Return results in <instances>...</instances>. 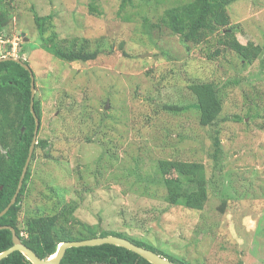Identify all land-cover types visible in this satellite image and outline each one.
I'll return each instance as SVG.
<instances>
[{
  "label": "rangeland",
  "instance_id": "374dc122",
  "mask_svg": "<svg viewBox=\"0 0 264 264\" xmlns=\"http://www.w3.org/2000/svg\"><path fill=\"white\" fill-rule=\"evenodd\" d=\"M189 1L133 0L121 11L122 0H0L10 12L0 31L28 39L20 47L19 38L22 49L11 57L34 73L37 141H46L29 165L21 230L27 219L74 203L80 223L126 234L174 260L264 264V0L227 7L239 43L261 48L253 63L225 49L221 35L184 45L161 23L167 9ZM34 12L54 16L57 46L77 59L47 52ZM96 52L95 60L79 58ZM195 81L219 89L223 111L213 126L200 125L189 90ZM161 160L205 166L203 210L167 203Z\"/></svg>",
  "mask_w": 264,
  "mask_h": 264
},
{
  "label": "trees",
  "instance_id": "16d2710c",
  "mask_svg": "<svg viewBox=\"0 0 264 264\" xmlns=\"http://www.w3.org/2000/svg\"><path fill=\"white\" fill-rule=\"evenodd\" d=\"M234 0H190L164 12L161 23L174 35H179L184 45L200 44L213 35H221V45L238 54L247 63H253L261 55V48L253 43L242 45L229 28L230 17L227 7ZM133 4V0H122L121 11ZM93 11L97 9L91 7ZM39 42L55 57L73 61L80 56L73 51H63L56 44L57 32L52 28L54 16L40 17L34 12ZM10 22V12L0 10V30L6 29ZM48 37H47V36ZM20 47L23 45L22 37ZM24 41V39H23ZM28 42V41H27ZM26 43V42H24ZM22 48H19L21 51ZM99 52L85 55L82 61L95 60ZM25 64L29 65L26 61ZM196 98L200 113V125L210 127L217 123L223 111V103L217 85L213 82L195 81L189 85ZM30 73L14 61L0 63V213L10 204L28 158L34 136L35 119L31 112ZM178 111V107L169 106ZM36 116L42 121L41 102L34 98ZM46 141H38L36 148L45 147ZM215 156L220 153L221 141L214 139ZM35 154V153H34ZM33 154L32 158H35ZM158 171L166 190V201L171 206H182L190 210H203L209 198L205 166L197 162L180 160H161ZM31 178L29 168L23 186L10 210L0 218V227L8 226L16 230L23 244L33 250L40 259H51L60 244L64 242L85 241L98 237L116 236L127 239L139 247L151 250L177 264H189L168 258L166 254L152 245L139 241L126 234L114 231H101L96 225L80 223L74 216L77 206L65 205L53 216L32 217L26 220L25 227H19L21 203ZM25 233V234H23ZM13 246L12 232L0 230V253ZM0 264H31L20 252L11 254ZM61 264H150L139 255L114 245L72 248L66 251Z\"/></svg>",
  "mask_w": 264,
  "mask_h": 264
},
{
  "label": "water",
  "instance_id": "95a60500",
  "mask_svg": "<svg viewBox=\"0 0 264 264\" xmlns=\"http://www.w3.org/2000/svg\"><path fill=\"white\" fill-rule=\"evenodd\" d=\"M18 34L21 35V33H18ZM21 36H22V38H24V34H22ZM24 40L26 42L28 41V39H24ZM7 61H14V62L20 64L25 70H27L30 73L31 92H32V94H31V112H32V115L35 119L36 125H35L34 136H33L31 146H30L28 158H27L25 166L23 168L17 190H16L10 204L6 207V209H4V211H2L0 213V218L3 217L10 210V208L16 203V200H17L19 193L21 191V188L23 186L25 176H26L27 171L29 169V165L31 163L33 154L35 152V147L38 144L37 138H38V133L40 130V125H41V122L38 119V117L36 116V113L34 110L35 76H34L32 69L30 68L29 65L25 64L23 61H21L20 59H17V58L5 57V58L0 59V63L7 62ZM3 229H7V230H10L12 232L13 246L11 248H9L8 250L0 253V261L6 259L7 257H9L11 254H13L15 252H20L26 258V260L29 261L31 264H61V261L63 260L65 254H66V251L68 249L81 248V247H94V246H102V245L108 244V245H114L117 247L124 248L128 251H131V252L139 255L141 258L145 259L146 261H148L150 264H177V263H173V262L169 261L168 259L164 258L163 256H160L159 254H157L151 250H148L144 247H139L127 239L116 237V236L98 237L95 239H89V240H85V241L64 242V243L59 245V247L56 251V254L51 259L43 260V259H40L33 250H31L30 248H28L27 246H25L23 244L21 239L16 234V230L14 228L8 227V226L0 227V230H3Z\"/></svg>",
  "mask_w": 264,
  "mask_h": 264
},
{
  "label": "built area",
  "instance_id": "2783aa9c",
  "mask_svg": "<svg viewBox=\"0 0 264 264\" xmlns=\"http://www.w3.org/2000/svg\"><path fill=\"white\" fill-rule=\"evenodd\" d=\"M11 39L0 31V59L11 56L15 57V54L19 51V37L14 36Z\"/></svg>",
  "mask_w": 264,
  "mask_h": 264
},
{
  "label": "clouds",
  "instance_id": "9594fccd",
  "mask_svg": "<svg viewBox=\"0 0 264 264\" xmlns=\"http://www.w3.org/2000/svg\"><path fill=\"white\" fill-rule=\"evenodd\" d=\"M19 35V34H18ZM17 36V35H16ZM21 36V35H20ZM53 257V256H52Z\"/></svg>",
  "mask_w": 264,
  "mask_h": 264
},
{
  "label": "bare ground",
  "instance_id": "6f19581e",
  "mask_svg": "<svg viewBox=\"0 0 264 264\" xmlns=\"http://www.w3.org/2000/svg\"><path fill=\"white\" fill-rule=\"evenodd\" d=\"M52 258V257H51Z\"/></svg>",
  "mask_w": 264,
  "mask_h": 264
},
{
  "label": "flooded vegetation",
  "instance_id": "af4514ba",
  "mask_svg": "<svg viewBox=\"0 0 264 264\" xmlns=\"http://www.w3.org/2000/svg\"><path fill=\"white\" fill-rule=\"evenodd\" d=\"M22 241V240H21Z\"/></svg>",
  "mask_w": 264,
  "mask_h": 264
}]
</instances>
